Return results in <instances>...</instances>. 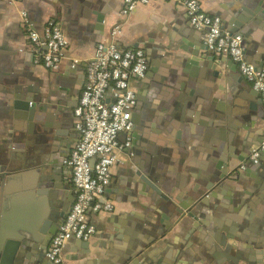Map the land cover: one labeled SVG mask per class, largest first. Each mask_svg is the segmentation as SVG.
Segmentation results:
<instances>
[{
    "label": "crops",
    "instance_id": "1",
    "mask_svg": "<svg viewBox=\"0 0 264 264\" xmlns=\"http://www.w3.org/2000/svg\"><path fill=\"white\" fill-rule=\"evenodd\" d=\"M199 1L204 11L222 18L226 29L244 34L247 59L264 68V0ZM123 8L124 0H0V181L4 178L8 192L6 231L11 235L35 224L49 210L62 215L59 228L71 210L75 185L65 161L81 139L75 107L87 83L86 62L101 41L110 39L112 29L122 25L116 42L123 49L142 48L149 69L132 83L137 97L134 127L119 136L124 147L105 193L114 209L89 216L98 228L91 247L71 239L64 264H146L145 259L153 264H210L216 250L199 238L198 227L213 220L222 228L231 223L237 245L243 247L238 252L249 255L235 264H264V191L254 181L258 171L264 174V156L240 171L231 191L213 187V170L222 166L224 156L234 164L227 167L225 162L223 168L239 167L264 141L260 93L231 57L216 53L213 58L206 30L192 26L184 0H151L130 15H123ZM54 24L61 25L68 40L57 70L45 65L47 48L33 38ZM194 46L204 54L193 55ZM35 105L47 107L39 115L51 117L62 138L52 154L46 143L34 144L25 166L17 168L15 130ZM227 109L231 126L225 122ZM189 125L202 134L192 136ZM51 163H58L61 177L52 181L57 185L52 194L38 193L32 183ZM163 199L170 202L162 207ZM204 200L205 211L200 204ZM172 202L184 214L181 224L167 230ZM219 237L223 239L222 232ZM50 243L42 253L32 252L35 264L43 258L51 264ZM216 253L219 262L229 264L227 247Z\"/></svg>",
    "mask_w": 264,
    "mask_h": 264
},
{
    "label": "built area",
    "instance_id": "2",
    "mask_svg": "<svg viewBox=\"0 0 264 264\" xmlns=\"http://www.w3.org/2000/svg\"><path fill=\"white\" fill-rule=\"evenodd\" d=\"M150 2L124 0L122 13L130 15L137 6ZM184 4L192 26L207 30L205 43L208 48L236 61L264 102V68L257 67L247 59L244 34L226 29L222 18L204 11L199 0H184ZM121 27L116 25L110 39L101 41L94 55L86 62L87 83L75 107V115L80 120L77 127L81 139L65 161L72 168L76 197L48 248L51 264H64V249L71 239L91 241L97 235V225L89 220L92 213L114 209L112 202L105 201V193L112 180L118 152L124 147L119 136L132 131L134 127L133 110L137 97L132 83L144 77L149 69L142 48L123 49L116 42ZM33 38L38 46L47 48L43 54L45 65L54 70L61 68L62 51L68 45L61 25L48 27L42 37L33 33ZM108 95L110 101L106 100ZM125 144H130V138ZM263 156L264 141L252 148L249 159L237 169L246 171L249 164L259 163ZM92 158H96L93 166Z\"/></svg>",
    "mask_w": 264,
    "mask_h": 264
},
{
    "label": "water",
    "instance_id": "3",
    "mask_svg": "<svg viewBox=\"0 0 264 264\" xmlns=\"http://www.w3.org/2000/svg\"><path fill=\"white\" fill-rule=\"evenodd\" d=\"M213 53V58L216 59V53ZM203 54L204 51H201V49L194 46L193 55L201 56ZM24 106L27 107L26 104H24ZM46 109L47 107L44 105H35L33 108H31V115L28 118H25L24 122L19 123L15 130L16 140L18 142L14 143L13 152L17 168L20 167L21 164H24L25 166V161L28 160V152L32 150L31 148L34 144L40 142L46 143V148H50V153L52 154L55 152V145L61 141V133L57 130L52 118L49 116L44 117L39 115L40 111H45ZM231 113L232 112L230 109H227L225 122H227L230 126L232 125ZM187 129L192 136L200 135L203 131L202 129L193 125H189ZM95 162L96 158H92L91 165L93 166ZM223 162L224 163H221L222 166H220V164L217 166L220 168V170L219 168L213 170L215 181L213 187L219 186V188H226L231 191V185L233 183L232 180L237 179L238 181V177H240L241 172L237 169L238 165L233 166L230 170H226V167L223 168L225 162H228L227 167L234 164V161L232 158H230V156H224ZM49 166L51 167L47 169L45 174L34 180L32 183V188L38 193L48 194V192H50V194H52L54 187L57 186L52 185V181L55 182L61 177V170L59 169L58 163H51ZM257 166L263 167V165ZM254 181L255 187L258 188L259 191H264V174L261 172V170L258 171V177H255ZM3 187L4 178L0 181V264H35V262L32 260V252L42 253L44 251L49 241L52 240L53 236L58 232L61 226L60 225L58 228V225L60 224L62 215H60L57 210H49L41 214L35 224L34 222L30 223L27 225V227H22L14 234L9 235L5 229V225L9 221L8 217L5 215L8 192L7 190H4ZM167 201L169 200L163 199L160 202V205L163 207V204L165 205ZM200 204L204 208V211L208 208V200H204ZM174 206L177 205L172 202L170 208L171 212L173 211V213L170 215L169 226L167 227V230L171 229L175 225L181 224V220L183 218L184 213L180 209H175ZM202 223L203 224L198 227L200 230L198 233L199 238L201 240H208L211 242L216 252L219 251L220 248L225 249L227 247L232 253V255L228 257L229 264H235L238 257L242 259L249 257L245 251L244 253L238 252V250L243 249V247H238L235 236L232 233L231 223L228 222L224 228H222L214 220L210 222L202 221ZM221 232L223 233V239H220L219 237ZM79 241L82 243L83 247H91L90 241ZM245 250H247V248H245ZM216 252L212 253V257L209 259L210 264H226V262H219L220 258ZM141 258L144 261L143 255ZM120 262L121 264H125V261L123 260ZM145 262L146 264H153L148 259H145ZM39 264H47L46 258L40 259Z\"/></svg>",
    "mask_w": 264,
    "mask_h": 264
}]
</instances>
